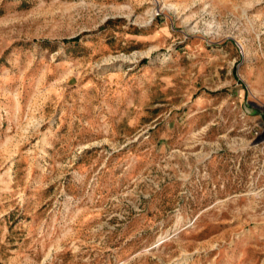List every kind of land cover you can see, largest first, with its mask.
<instances>
[{
  "label": "rangeland",
  "instance_id": "1",
  "mask_svg": "<svg viewBox=\"0 0 264 264\" xmlns=\"http://www.w3.org/2000/svg\"><path fill=\"white\" fill-rule=\"evenodd\" d=\"M0 264H264V0H0Z\"/></svg>",
  "mask_w": 264,
  "mask_h": 264
}]
</instances>
